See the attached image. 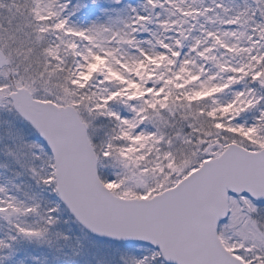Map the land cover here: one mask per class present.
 Instances as JSON below:
<instances>
[{
  "label": "snow or ice",
  "instance_id": "6c2138e0",
  "mask_svg": "<svg viewBox=\"0 0 264 264\" xmlns=\"http://www.w3.org/2000/svg\"><path fill=\"white\" fill-rule=\"evenodd\" d=\"M0 264H264V0H0Z\"/></svg>",
  "mask_w": 264,
  "mask_h": 264
}]
</instances>
